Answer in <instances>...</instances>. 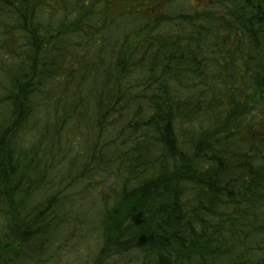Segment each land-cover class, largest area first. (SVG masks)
Wrapping results in <instances>:
<instances>
[{"label":"trees","instance_id":"obj_1","mask_svg":"<svg viewBox=\"0 0 264 264\" xmlns=\"http://www.w3.org/2000/svg\"><path fill=\"white\" fill-rule=\"evenodd\" d=\"M263 76L264 0H0V264H264Z\"/></svg>","mask_w":264,"mask_h":264},{"label":"rangeland","instance_id":"obj_2","mask_svg":"<svg viewBox=\"0 0 264 264\" xmlns=\"http://www.w3.org/2000/svg\"><path fill=\"white\" fill-rule=\"evenodd\" d=\"M191 3H193L194 1L196 2V0H189ZM203 1V0H202ZM85 248L84 247H82V261H80V260H75V261H73V263H71V260H69L68 262L70 263V264H80V262H81V264H86V260L88 261V257H86L87 256V252H86V256H85ZM88 258V259H87ZM88 263V262H87ZM48 264H68V263H63V262H61V260H59V261H57L56 262V260L55 261H50V262H48Z\"/></svg>","mask_w":264,"mask_h":264},{"label":"flooded vegetation","instance_id":"obj_3","mask_svg":"<svg viewBox=\"0 0 264 264\" xmlns=\"http://www.w3.org/2000/svg\"><path fill=\"white\" fill-rule=\"evenodd\" d=\"M202 2V0H197V3H201Z\"/></svg>","mask_w":264,"mask_h":264},{"label":"water","instance_id":"obj_4","mask_svg":"<svg viewBox=\"0 0 264 264\" xmlns=\"http://www.w3.org/2000/svg\"><path fill=\"white\" fill-rule=\"evenodd\" d=\"M263 82H264V76H263Z\"/></svg>","mask_w":264,"mask_h":264}]
</instances>
